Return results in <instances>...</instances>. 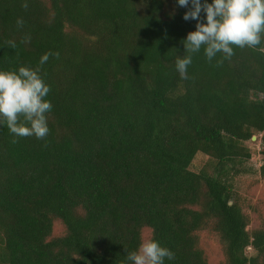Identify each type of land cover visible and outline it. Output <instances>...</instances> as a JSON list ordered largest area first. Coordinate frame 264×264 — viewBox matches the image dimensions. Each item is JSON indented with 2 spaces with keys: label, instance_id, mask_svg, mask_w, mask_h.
I'll return each instance as SVG.
<instances>
[{
  "label": "trees",
  "instance_id": "obj_1",
  "mask_svg": "<svg viewBox=\"0 0 264 264\" xmlns=\"http://www.w3.org/2000/svg\"><path fill=\"white\" fill-rule=\"evenodd\" d=\"M24 3L0 0V70L59 59L41 69L48 136L0 125V264H126L147 240L174 253L165 264H213L203 235L214 264H264V192L234 188L253 137L264 178V43L212 61L202 47L183 79L197 22L176 0Z\"/></svg>",
  "mask_w": 264,
  "mask_h": 264
},
{
  "label": "clouds",
  "instance_id": "obj_2",
  "mask_svg": "<svg viewBox=\"0 0 264 264\" xmlns=\"http://www.w3.org/2000/svg\"><path fill=\"white\" fill-rule=\"evenodd\" d=\"M176 4L188 9L182 17L184 21L197 22L195 31L182 41L187 54L175 62V70L183 79L188 78L193 55L202 47L206 59L212 61L218 54L230 59L234 48L254 49L264 43V0H176ZM23 7H28L27 0ZM16 23L22 27L24 21L18 18ZM9 44L15 47L14 42ZM50 57L59 59V52L43 54L35 69L21 66L18 71L0 70V125L6 124L15 138L43 140L49 134L47 114L53 106L45 98L51 88L41 69ZM166 259L173 261L174 253L155 240L143 242L138 250L125 256L126 264H165Z\"/></svg>",
  "mask_w": 264,
  "mask_h": 264
},
{
  "label": "rangeland",
  "instance_id": "obj_3",
  "mask_svg": "<svg viewBox=\"0 0 264 264\" xmlns=\"http://www.w3.org/2000/svg\"><path fill=\"white\" fill-rule=\"evenodd\" d=\"M256 138V137H255ZM253 151V157L251 160L252 174L249 176L241 177L238 179L235 184V190H238L239 193H247V197L254 204L257 202L258 198L263 197L262 190H264V178H260L259 168L261 167L262 161L259 155V151L261 150L260 143L258 138L255 139L252 143L248 144ZM208 161L207 157L199 154L196 156L192 170L198 171L204 164ZM255 227V223L252 224V228ZM201 246L205 251L208 259L211 263H215L217 260L218 247L217 243L212 237H208V235H203L201 239Z\"/></svg>",
  "mask_w": 264,
  "mask_h": 264
},
{
  "label": "water",
  "instance_id": "obj_4",
  "mask_svg": "<svg viewBox=\"0 0 264 264\" xmlns=\"http://www.w3.org/2000/svg\"><path fill=\"white\" fill-rule=\"evenodd\" d=\"M255 139H256L255 137L252 138L253 141H255Z\"/></svg>",
  "mask_w": 264,
  "mask_h": 264
}]
</instances>
